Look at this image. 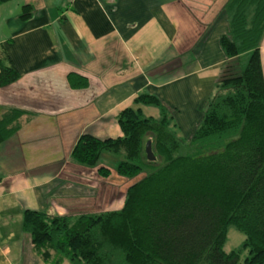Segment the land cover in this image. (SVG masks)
<instances>
[{
    "label": "crops",
    "instance_id": "0c3cea01",
    "mask_svg": "<svg viewBox=\"0 0 264 264\" xmlns=\"http://www.w3.org/2000/svg\"><path fill=\"white\" fill-rule=\"evenodd\" d=\"M226 1L0 4V50L19 76L0 88V115L7 109L28 114L0 143V264H45L22 231L23 210L74 217L121 207L106 191V165L97 163L109 170L100 177L96 168L74 163L70 151L84 133L120 136L115 117L135 96L156 97L176 135L190 137L225 63L219 40L227 30ZM23 5L31 14L20 21ZM259 55L264 83V32ZM68 73L85 77L87 87L71 90ZM146 108L155 109L142 106V114ZM155 110L156 117H145L157 118Z\"/></svg>",
    "mask_w": 264,
    "mask_h": 264
},
{
    "label": "trees",
    "instance_id": "16d2710c",
    "mask_svg": "<svg viewBox=\"0 0 264 264\" xmlns=\"http://www.w3.org/2000/svg\"><path fill=\"white\" fill-rule=\"evenodd\" d=\"M30 14L23 5L17 19ZM224 14L223 70L187 140L176 135L159 100L140 93L115 117L120 136L84 133L74 142L72 161L100 177L109 175L97 165L103 153L120 158L114 171L121 178L146 171L126 188L118 210L74 217L23 210L22 231L45 264H264V0H227ZM18 77L0 50V88ZM65 80L71 90L87 87L74 73ZM142 106L157 109L158 117L143 116ZM23 115L16 109L0 115V143L18 131ZM227 226L244 239L224 253Z\"/></svg>",
    "mask_w": 264,
    "mask_h": 264
},
{
    "label": "rangeland",
    "instance_id": "374dc122",
    "mask_svg": "<svg viewBox=\"0 0 264 264\" xmlns=\"http://www.w3.org/2000/svg\"><path fill=\"white\" fill-rule=\"evenodd\" d=\"M149 110H154V111H149ZM151 112H155V116H157V112L155 109H144L143 111V115L147 116L149 115V113ZM182 149L180 151L177 152L178 154H182ZM120 158L108 153H103L101 154V156L98 159V163H103L106 165V167L111 171V175L110 177L107 179V192H111L113 194V198H115L114 200L118 199V205L119 202L122 200L123 201V197H124V193L126 188L135 183L138 182L140 179H142L144 177V175L146 174V171H142L141 173H139L137 176H135L132 179H124L121 178L119 176H117L115 174V167H116V163ZM111 183V185H110ZM114 202V201H113ZM115 207L117 206H113V208H111V210L116 209ZM244 237L242 234H240L238 231H236L234 229L233 226H227L226 228V233H225V240H224V244H223V252L224 253H229L232 250L238 249L239 246L241 245L242 241H243ZM244 256V254H242L240 256V260L239 262H241L242 257Z\"/></svg>",
    "mask_w": 264,
    "mask_h": 264
},
{
    "label": "water",
    "instance_id": "95a60500",
    "mask_svg": "<svg viewBox=\"0 0 264 264\" xmlns=\"http://www.w3.org/2000/svg\"><path fill=\"white\" fill-rule=\"evenodd\" d=\"M144 154H145V158L148 162H152L154 160V157H153L151 150H150V144L148 141L145 143V146H144Z\"/></svg>",
    "mask_w": 264,
    "mask_h": 264
}]
</instances>
